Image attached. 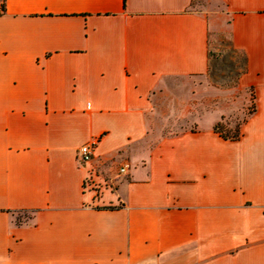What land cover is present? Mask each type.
<instances>
[{"label": "crops", "instance_id": "0c3cea01", "mask_svg": "<svg viewBox=\"0 0 264 264\" xmlns=\"http://www.w3.org/2000/svg\"><path fill=\"white\" fill-rule=\"evenodd\" d=\"M0 8V264H264V0Z\"/></svg>", "mask_w": 264, "mask_h": 264}, {"label": "rangeland", "instance_id": "374dc122", "mask_svg": "<svg viewBox=\"0 0 264 264\" xmlns=\"http://www.w3.org/2000/svg\"><path fill=\"white\" fill-rule=\"evenodd\" d=\"M223 53L224 52H219V56H221ZM223 60L226 61V58H224ZM223 77L226 78L227 75L224 74ZM170 109H171L170 117H177L178 115L182 114V112L179 111L178 107H170ZM238 127H239V123L238 122L234 126H228L225 123H222V124L218 125L219 130L226 136L236 135L237 134L236 132L238 131Z\"/></svg>", "mask_w": 264, "mask_h": 264}, {"label": "built area", "instance_id": "2783aa9c", "mask_svg": "<svg viewBox=\"0 0 264 264\" xmlns=\"http://www.w3.org/2000/svg\"><path fill=\"white\" fill-rule=\"evenodd\" d=\"M3 13V9L0 8V14ZM96 141H92L82 145L78 151V157L81 162H88L92 158V155L95 150ZM126 167L122 168V171H125Z\"/></svg>", "mask_w": 264, "mask_h": 264}, {"label": "trees", "instance_id": "16d2710c", "mask_svg": "<svg viewBox=\"0 0 264 264\" xmlns=\"http://www.w3.org/2000/svg\"><path fill=\"white\" fill-rule=\"evenodd\" d=\"M237 133V132H236ZM223 134V133H222ZM224 137H226V135H223Z\"/></svg>", "mask_w": 264, "mask_h": 264}]
</instances>
